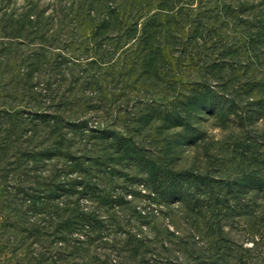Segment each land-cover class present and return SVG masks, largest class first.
Listing matches in <instances>:
<instances>
[{
  "label": "trees",
  "instance_id": "1",
  "mask_svg": "<svg viewBox=\"0 0 264 264\" xmlns=\"http://www.w3.org/2000/svg\"><path fill=\"white\" fill-rule=\"evenodd\" d=\"M85 1L0 36V264H264V0Z\"/></svg>",
  "mask_w": 264,
  "mask_h": 264
},
{
  "label": "rangeland",
  "instance_id": "2",
  "mask_svg": "<svg viewBox=\"0 0 264 264\" xmlns=\"http://www.w3.org/2000/svg\"><path fill=\"white\" fill-rule=\"evenodd\" d=\"M85 3V0H0V36L7 32L8 19H81L77 16V10L81 11V6L86 5ZM65 6H72L73 10L70 13L67 10L62 12L61 8ZM57 7L61 10L57 11L55 9ZM35 14L38 18L31 17ZM2 40L0 37V42ZM16 46L18 51H23L22 45L17 44ZM214 132L219 134L216 129ZM261 242L264 244V241Z\"/></svg>",
  "mask_w": 264,
  "mask_h": 264
}]
</instances>
